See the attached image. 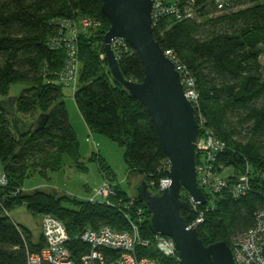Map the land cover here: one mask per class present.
<instances>
[{
	"label": "trees",
	"instance_id": "16d2710c",
	"mask_svg": "<svg viewBox=\"0 0 264 264\" xmlns=\"http://www.w3.org/2000/svg\"><path fill=\"white\" fill-rule=\"evenodd\" d=\"M102 4V0H0V97L8 96L14 85H27L19 97L0 102V164L7 181L0 185V264H28V253H41L46 247L42 233L34 243L30 230L12 220L9 212L17 207L64 223L70 236L67 246L77 258L90 249L80 240L85 230L129 231L126 215L134 218L126 210L131 195L119 188L112 168L99 154L93 153L90 162L96 163L103 178L116 183L112 205L22 190L32 174L60 172L65 156L79 172L87 170L69 122L65 86L60 83L66 48L53 45L61 37L62 22L80 26V21L89 20L97 25L80 28L77 37L81 71L73 100L89 133L125 148L128 176L140 177L152 194L159 193L161 180L170 177L147 110L110 76L104 37L111 23ZM199 14L198 22L166 17L154 28V38L163 52H173L192 74L199 95L197 121L202 119L226 146L215 166L226 174L229 186L213 197L214 207L197 230L206 247L225 242L231 248L232 241L245 235L254 225L255 214L264 209V0H235L228 13L203 10ZM117 57L127 79L144 81V66L133 48ZM36 113L30 121L21 117ZM42 115H48L46 126L30 131V124ZM243 175L248 176L250 189L236 200L229 190ZM180 196L182 201L188 199L184 189ZM136 205L145 215L142 237L152 242L137 248L139 258L179 264L156 249L150 215L138 198ZM181 215L188 225L196 219L187 209Z\"/></svg>",
	"mask_w": 264,
	"mask_h": 264
},
{
	"label": "water",
	"instance_id": "95a60500",
	"mask_svg": "<svg viewBox=\"0 0 264 264\" xmlns=\"http://www.w3.org/2000/svg\"><path fill=\"white\" fill-rule=\"evenodd\" d=\"M102 10L111 26L104 37L105 55L110 76L130 98L137 99L157 130L163 152L170 163V186L157 194L150 192L146 182L135 186V196L150 215L149 227L155 236L175 242L181 264H236L233 251L225 242L206 247L198 230L188 228L182 210L190 213L189 202L181 200L184 189L194 203L205 206L207 197L197 183V147L200 129L195 108L185 96L180 74L171 59L154 38L152 0H102ZM116 39H123L138 53L144 66L145 79H127L112 47ZM48 115L40 116L30 131L42 130Z\"/></svg>",
	"mask_w": 264,
	"mask_h": 264
},
{
	"label": "built area",
	"instance_id": "2783aa9c",
	"mask_svg": "<svg viewBox=\"0 0 264 264\" xmlns=\"http://www.w3.org/2000/svg\"><path fill=\"white\" fill-rule=\"evenodd\" d=\"M152 3V26L154 30L158 23L163 19L165 20L166 17L173 18L179 22L187 20L198 22L201 21L199 12L203 10L207 12L211 10L215 15L228 13L234 6L235 0H152ZM79 24L80 26L75 23L62 22L60 27L61 37L55 39L53 43L55 47L64 45L66 48L67 59L60 75V83L64 84L65 88L72 90V97L77 91L81 71L77 45L79 30L80 28L97 27L96 24L89 20H82ZM112 43L114 52L117 55L123 50L126 51L129 47L123 39H116ZM165 56L175 63L176 70L181 77L185 96L195 108L196 118L199 95L197 94L195 80L186 67L179 63L173 52L167 50ZM102 59H104V56H102ZM198 128L200 129L201 141L197 147V183L206 195L207 203L205 206L194 203L188 194L186 202L190 203L192 213L196 216V219L191 225H188V228L194 229H197L200 224L204 223L206 212L211 207H214L212 205L213 197H217L218 193L229 186L226 174L219 172L215 166L218 156L226 151L225 144L217 139L209 128L205 127L202 119L198 122ZM166 170L170 171V163L166 165ZM170 183V177L161 180V190L169 187ZM6 184V176L5 174H1L0 185L5 186ZM249 184L248 176L243 175L239 177L229 190L233 198L238 200L247 195L250 189ZM115 186L114 182L105 177L102 189L98 190L93 198L83 200H87L93 204L99 202L112 205L110 198L116 196ZM129 198L130 201L126 210L131 211L134 215V218L131 214L126 215L127 220L130 221V230L116 232L109 227L96 231L91 229L85 230L80 240L84 244L89 245L90 249L88 252L80 254L79 258L72 256L67 246L70 242V236L67 234L65 224L53 216H44L41 219V224L46 247L41 253H28V264H158L155 260L146 257L139 258L137 254L138 247H149L152 242L143 238L141 234L140 227L145 222L144 210L141 207H137L136 198L133 196ZM255 215L253 227L231 244L236 264H264V209ZM154 242L159 253L181 264L174 241L164 236H155ZM112 254H116L117 256Z\"/></svg>",
	"mask_w": 264,
	"mask_h": 264
},
{
	"label": "rangeland",
	"instance_id": "374dc122",
	"mask_svg": "<svg viewBox=\"0 0 264 264\" xmlns=\"http://www.w3.org/2000/svg\"><path fill=\"white\" fill-rule=\"evenodd\" d=\"M174 1V0H171ZM262 63L264 64V55L262 56ZM27 85L17 84L12 86L10 94L6 97L1 96L0 102L3 100L19 97L23 89ZM67 111L69 112V122L75 129L80 145V154L82 161L87 167L85 172H79L73 166L72 159L65 156L63 160L62 170L60 172L49 171L45 175L32 174L23 185V192L30 193L35 190H41L48 194L55 193L58 198L66 196L67 198H76L77 200L93 198L98 190H101L104 185V178L102 177L98 166L95 162H90L92 154L101 155L112 168L115 174V182L118 183L121 190L135 196V186L141 182L140 177L128 176L127 165H125V148L120 147L116 143H112L108 138L89 133L85 122L82 119L80 112H78L75 101L72 97V90L64 88ZM38 113L33 116L24 115L22 119L30 121L37 117ZM115 183V184H116ZM98 198V197H97ZM66 206L68 204L65 203ZM12 220L18 225H22L30 230L33 236V242L40 241L42 233L41 218L30 214L25 206L17 207L9 212ZM239 239V238H238ZM237 240V239H236ZM236 240H233L235 242Z\"/></svg>",
	"mask_w": 264,
	"mask_h": 264
},
{
	"label": "crops",
	"instance_id": "0c3cea01",
	"mask_svg": "<svg viewBox=\"0 0 264 264\" xmlns=\"http://www.w3.org/2000/svg\"><path fill=\"white\" fill-rule=\"evenodd\" d=\"M87 129H88V128H87ZM88 131H89V130H88ZM3 171H4V170L2 169V166H1V164H0V175L3 174Z\"/></svg>",
	"mask_w": 264,
	"mask_h": 264
}]
</instances>
